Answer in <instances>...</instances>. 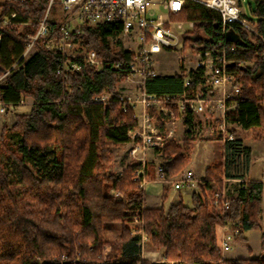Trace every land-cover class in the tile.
Segmentation results:
<instances>
[{"label":"trees","instance_id":"1","mask_svg":"<svg viewBox=\"0 0 264 264\" xmlns=\"http://www.w3.org/2000/svg\"><path fill=\"white\" fill-rule=\"evenodd\" d=\"M46 7L47 0L0 3V77L9 72L0 84V100L10 103L31 97L34 102L30 113L18 116L13 127L17 140L7 144V160L0 164V264H264L261 180H247L244 186L240 182L225 211L203 203L196 193L190 194L189 204L181 198L167 209L144 208L145 189L135 178L142 163L128 164L119 174L107 172L109 145L131 142L130 130L137 125L135 110H124L118 88L122 79L113 68L116 61L133 54L117 52L110 45L115 30L109 24L73 25V38L95 49L106 63L100 72L86 65L68 72L66 82L72 91L60 103L58 53L39 43L28 60L23 57ZM11 11L17 13L15 21L25 22L22 28L3 23ZM253 12L264 37V0H257ZM179 17L195 20L213 42L223 39L228 46L239 47L235 56L246 63L233 66L240 88L238 121L244 128H264V40L236 23L229 25L228 35H215L222 24L220 14L192 0L186 1ZM62 18H52L50 25L56 28ZM194 42L212 43L203 37ZM182 83V74H161L148 89L176 92ZM102 93L111 95L109 104L94 101ZM185 124H192V116ZM234 143L227 149L229 158L239 149ZM183 144L169 139L158 148L165 175L178 174L188 163ZM224 164L207 168L203 191L221 187L222 177L231 175ZM153 166L150 161L145 166L149 179ZM7 172L16 177L15 182L9 181ZM169 190L164 188L163 201ZM142 216L150 242L166 249L163 261L142 258L141 235L133 234L129 226ZM224 225L238 228L236 238L241 241H247V231L262 230L261 253L222 258L217 230ZM107 243L112 249L104 258ZM77 251L80 257L75 259Z\"/></svg>","mask_w":264,"mask_h":264},{"label":"built area","instance_id":"2","mask_svg":"<svg viewBox=\"0 0 264 264\" xmlns=\"http://www.w3.org/2000/svg\"><path fill=\"white\" fill-rule=\"evenodd\" d=\"M187 0H47L43 18L39 21L35 33L29 35V42L23 57H30L37 52V44L58 53L57 72L62 78L63 102L69 85L67 73L80 71L89 66L97 71L105 68V59L95 49L84 46L75 40L72 34L73 25L109 24L115 30L110 37H120L121 48L117 52H131V57L123 58L113 64L117 75L124 82L120 90V99L124 110L128 107L135 110L137 125L130 130L134 141L130 156L143 167L135 177L141 181L144 189L149 179L145 175L149 148H161L164 142L176 136V125L185 123L187 116L204 115L212 134L224 141L236 140L237 130L242 126L238 121L237 110L240 105V88L237 85L235 66L246 61L236 58L238 46H228L223 39L213 42L206 36L202 27H197L193 19L179 17ZM218 12L221 16V28L215 35H228L229 25L239 24L249 34L261 37L257 24L244 12L241 0H192ZM60 4L65 12L60 23L54 29L50 25L52 8ZM17 13L12 11L3 18L4 24L17 23ZM21 24L25 22H19ZM17 23V24H19ZM205 38L212 43L197 44V38ZM1 38V35H0ZM194 39L188 43L189 39ZM189 47L186 49L187 45ZM112 46V44L110 43ZM178 50L179 59H183L180 74L183 75L182 87L176 92L158 93L150 91L148 84L160 75L157 70L158 56L163 52ZM185 50H187L185 54ZM35 51V52H34ZM184 51V54H183ZM191 59V60H190ZM234 66V67H233ZM111 95L102 93L94 101L109 104ZM6 103L0 100V114L25 104ZM177 114V115H176ZM162 164L157 166L155 182L163 188L169 186L174 190L196 193L203 203L217 210L229 208L230 193L226 185L214 188L211 194L203 191L201 184L207 179L200 178L190 168L178 174L167 176ZM227 177H223L226 182ZM244 186L245 179L240 180ZM139 217H136L138 219ZM140 231V230H139ZM239 229L228 225L218 227V244L222 251L234 249ZM144 236L143 230L139 233Z\"/></svg>","mask_w":264,"mask_h":264},{"label":"rangeland","instance_id":"3","mask_svg":"<svg viewBox=\"0 0 264 264\" xmlns=\"http://www.w3.org/2000/svg\"><path fill=\"white\" fill-rule=\"evenodd\" d=\"M3 1L4 0H0V3ZM256 2L257 0H241V5H242L243 10L246 12L247 16L253 21L257 20V17L253 12V10L256 7ZM64 14L65 12L63 11L62 6L60 4H55L53 6L52 11H51V15L53 18L59 19L63 17ZM22 26L23 25L19 23V28H22ZM120 39H121L120 37H109V42L112 44V47L115 50H119L121 48L120 43L118 42V40ZM188 47H189V44L187 45L186 49ZM186 51L187 50H185V54L187 53ZM178 53H179L178 50H174L170 52H163L158 56L157 70L158 72H160V74H166V75H173L176 73L180 74L181 65L183 64V59H179ZM183 54H184V51H183ZM25 58L26 59L30 58V53L27 54ZM8 75H9V72H6L0 77L1 84L5 82L6 76ZM124 84H125L124 82H120L118 84V88L122 90L123 89L122 87ZM68 87H70L68 89L69 91L68 94H70L72 91V88L70 85ZM62 88L66 89V87L64 86H62ZM67 96L68 95L65 94V98L63 101L66 100ZM24 99L26 100L25 104H23L25 105L24 107H20V108L14 107L9 113L7 112V114L5 113L3 115H0V164L2 166L5 164L7 160L6 158V156L8 155L7 149H6L7 144L15 142L17 140L16 136L18 133L13 129V127L17 123L18 116L20 114L30 113L33 107V104H34L33 99L31 97H25ZM195 120L196 121L193 122L191 125L190 124L187 125L185 123L177 124L178 130L176 129V133H179V136L181 137L179 136H176V137H179L181 140L183 133L190 132L192 130H194L193 131L194 133L199 134L198 137L201 140L209 136L210 133L207 132V127L202 125L204 121L207 120V117L204 115H199L195 117ZM177 125H176V128H177ZM206 125L209 127L207 121H206ZM254 132H264V128L260 127L259 129H254ZM201 135L205 137L202 138ZM133 145H134L133 139L131 143L112 144V145L110 144L109 145L110 155H109V160H108L109 167L107 169L108 170L107 172L119 174L127 167L128 164L135 162L134 159L130 156V150ZM183 146H184V150L187 152L188 157H190V153H195L196 155H200L203 152V148L199 144H197L195 140H192V139L189 141L188 144L187 143L183 144ZM222 147H223L222 142L216 141V143L214 144V148H215L214 159L215 160L213 164L219 163L221 161L220 160L221 154L219 155L218 150ZM158 148L151 147L148 149L149 150L148 160L150 161L151 164H155V165L162 164V155L160 151L158 150ZM188 163L186 164V166L188 165ZM186 166L183 169H186L187 168ZM6 174L9 178V181L15 182L16 177L14 175L13 176L8 175V172ZM12 187L15 188L16 185H13ZM146 189L147 190L145 192L146 195H145V201L143 203V207L144 208L145 207H158L159 203L163 202L161 199V195L152 194V183H148ZM111 193H114L113 189H111ZM183 197H184V201L189 204L191 200L190 192H184ZM144 223H145L144 216L139 217L138 219L135 218L134 221H131L129 223L130 229L132 230L133 234L139 233L141 232V230H143L144 236L141 238L142 239L141 246H142V251H143L142 252L143 260L148 261V262L165 260V251H166L165 247H157L150 242L149 237L145 231ZM259 234H260L259 231H256V233H251V237L253 239L251 245L253 247L254 252L256 251L255 236H258ZM218 235L219 234L217 230V243H218ZM234 246H235L234 249L227 251V252L222 251L220 248L222 258H230V257H235V256L237 257L242 254L249 255L247 252V249L249 248V246L246 241H241L237 239L236 242L234 243ZM111 249H112V245L110 243L105 244L102 256L106 258L108 253L111 251ZM62 257H65V255H63ZM74 257H76L75 259H78L80 257V252L77 251Z\"/></svg>","mask_w":264,"mask_h":264},{"label":"crops","instance_id":"4","mask_svg":"<svg viewBox=\"0 0 264 264\" xmlns=\"http://www.w3.org/2000/svg\"><path fill=\"white\" fill-rule=\"evenodd\" d=\"M19 22H23V21L18 20L17 23ZM254 22L256 23V21ZM22 25H24V23ZM28 59L29 58H27L26 60ZM163 75H166V74H163ZM24 106L25 105H19V106H16V108L17 107L20 108ZM0 115H3V114H0ZM202 125L207 127V132L210 133V135L207 136L205 139H202V140L199 139L198 137L199 134L194 133L193 132L194 130L183 133L181 140L179 138L181 137L179 136V133H176V136H179V137L175 136L174 138H172V139H177L178 141H180V143H185V144L186 143L188 144L189 141L192 139V140H195L196 143L199 144L203 148V152L200 155H196L195 153H190L189 163L186 167L195 171V173L200 178L208 179L207 168L213 165V162L215 160L214 159V154H215L214 144L216 143V141H219V142L221 141L223 147L218 150L219 155L221 154L220 160L221 162H225L223 168H228V172L229 174H231L230 176L226 174L224 175L225 177L228 178L226 182L223 181L224 176L222 177L221 187L226 185L229 193L232 194L235 191V187H238L241 179H245L246 181L251 180V179L261 180L263 182L261 225L264 228V132H254V129H259L260 127H255V126L250 127V128L241 127L240 128L241 130L240 129L237 130V133H236L237 141L235 140V143H234V141L231 142V141H224L221 139H216L212 134L213 131L210 130V126L208 127L206 123H203ZM176 129L178 130V125ZM201 137L203 138L205 136L201 135ZM231 143L238 145L239 149L237 152L234 153L233 157L229 158L227 156V149L228 147L231 146L230 145ZM157 166H158L157 164L156 165L154 164L153 169H152V179H149V178L148 179L150 180L149 183H152V194L161 195V199H162L164 188L160 183L155 182L153 180L156 177ZM221 187H218V188H221ZM146 188L147 186H145V192L147 190ZM211 191L207 194H211ZM183 195H184L183 191L174 190L170 187V190L168 192V198L164 201L162 200L163 202L159 203V206L160 205L164 206L165 209H167L172 202L178 201L179 199L184 198ZM256 231H259L260 234L258 236H255L256 251L254 252L253 247L251 245L252 240H253L251 237V233H256ZM261 235H262V230H259V229H253V230L247 231L246 232V236H247L246 242L249 246V248L247 249V252L249 255L242 254L239 256L241 257L258 256L261 253Z\"/></svg>","mask_w":264,"mask_h":264},{"label":"bare ground","instance_id":"5","mask_svg":"<svg viewBox=\"0 0 264 264\" xmlns=\"http://www.w3.org/2000/svg\"><path fill=\"white\" fill-rule=\"evenodd\" d=\"M52 21V20H51ZM60 21V20H59ZM60 23V22H59ZM11 24V23H10ZM15 24V23H14ZM52 26V25H51ZM53 28H55V27H53ZM74 28V27H73ZM73 30V29H72ZM73 32V31H72ZM82 43V42H81ZM87 47V46H86ZM70 88V87H69Z\"/></svg>","mask_w":264,"mask_h":264},{"label":"water","instance_id":"6","mask_svg":"<svg viewBox=\"0 0 264 264\" xmlns=\"http://www.w3.org/2000/svg\"><path fill=\"white\" fill-rule=\"evenodd\" d=\"M231 38H234V36L232 34L229 35Z\"/></svg>","mask_w":264,"mask_h":264}]
</instances>
